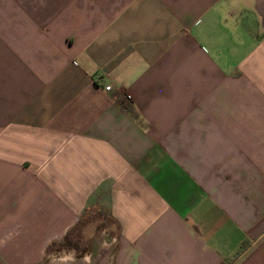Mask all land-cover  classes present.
I'll return each instance as SVG.
<instances>
[{
  "label": "crops",
  "instance_id": "0c3cea01",
  "mask_svg": "<svg viewBox=\"0 0 264 264\" xmlns=\"http://www.w3.org/2000/svg\"><path fill=\"white\" fill-rule=\"evenodd\" d=\"M223 262L264 264V0H0V264Z\"/></svg>",
  "mask_w": 264,
  "mask_h": 264
},
{
  "label": "rangeland",
  "instance_id": "374dc122",
  "mask_svg": "<svg viewBox=\"0 0 264 264\" xmlns=\"http://www.w3.org/2000/svg\"><path fill=\"white\" fill-rule=\"evenodd\" d=\"M94 219H97V216L96 215H91L90 217L89 216H85L83 217V219L81 220V224L82 223H86L88 222V220H94ZM77 230H75V232L71 233L70 236L67 238L66 242L63 244L64 247H67V246H70V245H75V239L77 236L81 235L80 233L77 234L76 233ZM75 242V243H74ZM59 246V245H58ZM61 246V245H60ZM59 246V247H60ZM54 248L53 251H55L56 253H58V251H61V247L60 248Z\"/></svg>",
  "mask_w": 264,
  "mask_h": 264
},
{
  "label": "built area",
  "instance_id": "2783aa9c",
  "mask_svg": "<svg viewBox=\"0 0 264 264\" xmlns=\"http://www.w3.org/2000/svg\"><path fill=\"white\" fill-rule=\"evenodd\" d=\"M111 89H112L111 86H108V87L106 88L107 91H111Z\"/></svg>",
  "mask_w": 264,
  "mask_h": 264
},
{
  "label": "trees",
  "instance_id": "16d2710c",
  "mask_svg": "<svg viewBox=\"0 0 264 264\" xmlns=\"http://www.w3.org/2000/svg\"><path fill=\"white\" fill-rule=\"evenodd\" d=\"M221 264H226V263L223 262V263H221Z\"/></svg>",
  "mask_w": 264,
  "mask_h": 264
}]
</instances>
